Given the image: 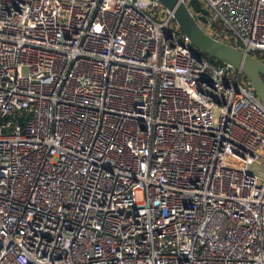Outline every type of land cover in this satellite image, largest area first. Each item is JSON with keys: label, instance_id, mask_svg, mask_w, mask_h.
Wrapping results in <instances>:
<instances>
[{"label": "built area", "instance_id": "obj_1", "mask_svg": "<svg viewBox=\"0 0 264 264\" xmlns=\"http://www.w3.org/2000/svg\"><path fill=\"white\" fill-rule=\"evenodd\" d=\"M203 1L264 64V0ZM171 20L0 0V264H264V103Z\"/></svg>", "mask_w": 264, "mask_h": 264}, {"label": "water", "instance_id": "obj_2", "mask_svg": "<svg viewBox=\"0 0 264 264\" xmlns=\"http://www.w3.org/2000/svg\"><path fill=\"white\" fill-rule=\"evenodd\" d=\"M159 1L172 12L173 19L183 33L189 37L195 49L223 63L236 68L240 67L244 75L250 80L256 94L264 103V64L261 61L206 33L181 0ZM189 5L195 13H198L197 19L206 23L208 11L202 6L200 0H189Z\"/></svg>", "mask_w": 264, "mask_h": 264}, {"label": "rangeland", "instance_id": "obj_3", "mask_svg": "<svg viewBox=\"0 0 264 264\" xmlns=\"http://www.w3.org/2000/svg\"><path fill=\"white\" fill-rule=\"evenodd\" d=\"M187 2H188V0H187ZM200 2H201V4L203 5V6H206V4H205V2L203 1V0H200ZM162 11L164 12V10L162 9ZM166 15V14H165ZM166 16H164V18H165ZM201 25H202V27L205 29V31L207 32V33H211V31H210V27L206 24V23H200ZM169 25H170V27L171 28H174V29H177L178 28V25H177V23L175 22V20L173 19V20H171L170 21V23H169ZM261 166V171L264 169V165H260Z\"/></svg>", "mask_w": 264, "mask_h": 264}, {"label": "trees", "instance_id": "obj_4", "mask_svg": "<svg viewBox=\"0 0 264 264\" xmlns=\"http://www.w3.org/2000/svg\"><path fill=\"white\" fill-rule=\"evenodd\" d=\"M197 51V53L202 56L204 59H206L208 62H210L211 64H223V62L219 61V60H216L210 56H208L207 54L201 52V51H198L197 49H195Z\"/></svg>", "mask_w": 264, "mask_h": 264}]
</instances>
